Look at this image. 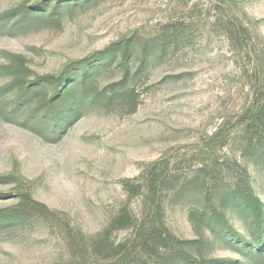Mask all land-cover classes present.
Instances as JSON below:
<instances>
[{"label": "rangeland", "instance_id": "374dc122", "mask_svg": "<svg viewBox=\"0 0 264 264\" xmlns=\"http://www.w3.org/2000/svg\"><path fill=\"white\" fill-rule=\"evenodd\" d=\"M43 1L0 0V16ZM56 19L0 31V176L10 178L0 180V216L25 194L40 206L0 225V264H154L141 241L157 213L180 240L210 239L190 213L244 174L264 211V159L246 153L264 106V0H93ZM117 43L116 60L92 80L109 95L129 90L126 102L86 108L55 142L23 123L35 106L8 115L18 95L10 68L29 82L57 77ZM124 209L125 222L114 223ZM207 250L250 264L224 243Z\"/></svg>", "mask_w": 264, "mask_h": 264}, {"label": "trees", "instance_id": "16d2710c", "mask_svg": "<svg viewBox=\"0 0 264 264\" xmlns=\"http://www.w3.org/2000/svg\"><path fill=\"white\" fill-rule=\"evenodd\" d=\"M91 1L93 0H44L31 10L22 9L0 16V31H21L30 29L38 23H54L63 11L84 6ZM120 48L119 43L113 44L95 56L67 65L57 77L43 76L32 82L26 80L22 67L10 68L14 75L12 85L17 87L18 95L9 105L8 115L21 116L24 107L35 106L32 112L26 115L23 123L42 138L55 142L64 136L68 125L80 117L86 108L94 106L99 101L123 99L126 102L133 97L129 90L113 89L109 95L99 91L92 80L94 72L110 65L106 63L108 59L116 60ZM128 57V49L125 48L123 67L126 76L129 73ZM46 84L51 86L50 93L46 90ZM248 132L251 138L246 153L254 157L258 155L253 163L260 162L264 159V106L251 120ZM0 180L10 178L0 176ZM167 181L158 185L160 190L170 185ZM256 196L251 176L244 174L240 177L238 185L218 195V203L210 200L207 208L192 210L191 221L208 231L210 239L180 240L167 232L163 227L161 214L157 213L156 217H159L160 222L157 224L156 219L147 227L141 241L142 248L152 257L154 264H224L225 261L206 256L207 249L213 242L224 243L231 250L238 252L248 263L264 264V211ZM37 207L40 206L25 194L22 206L18 210L0 216V225L15 216L27 215ZM229 211L247 226V233L251 235L249 239L234 230L228 217ZM127 217V211L124 209L114 223L121 225Z\"/></svg>", "mask_w": 264, "mask_h": 264}]
</instances>
